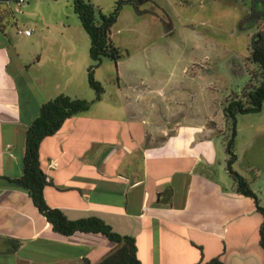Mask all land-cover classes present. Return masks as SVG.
Here are the masks:
<instances>
[{"label":"crops","instance_id":"crops-1","mask_svg":"<svg viewBox=\"0 0 264 264\" xmlns=\"http://www.w3.org/2000/svg\"><path fill=\"white\" fill-rule=\"evenodd\" d=\"M16 23L14 18V27L0 26V253L9 252L0 258L97 264L113 243L101 234L53 232L27 193L6 179L22 175L25 132L41 105L59 94L78 98L75 62L67 57L77 51L69 27L59 26L51 39ZM19 28L31 34L17 35ZM128 100L116 116L114 105H96L97 115L79 113L42 140L39 165L52 182L43 190L47 205L70 220L98 217L134 238L142 264H197L214 257L224 264H264L262 217L251 198L236 192L226 170V139L214 135L211 116L187 122L178 107L165 106V116L154 122ZM255 139L248 140V151ZM237 173L264 207L256 176Z\"/></svg>","mask_w":264,"mask_h":264},{"label":"rangeland","instance_id":"rangeland-1","mask_svg":"<svg viewBox=\"0 0 264 264\" xmlns=\"http://www.w3.org/2000/svg\"><path fill=\"white\" fill-rule=\"evenodd\" d=\"M124 1L128 3L122 5L110 28V39L120 51V63L115 65L104 58L95 69L94 78L104 90L103 101L94 102L82 113L97 115L104 105L110 104L115 106L116 116L118 106L130 99L147 110L151 121L160 122L165 106H173L178 107L179 118L183 115L187 122L210 115L214 135L227 139L229 131L222 127L221 120L223 107L231 100H242L245 89L260 79L249 56L252 40L264 25L242 28V18L249 13L252 0ZM90 2L103 14L111 13L116 4V0ZM13 9V3L10 7L0 3V26L14 27L11 23L15 18L18 26L26 24L35 34L42 31L51 39L59 33V26L69 27L68 37L77 46L76 53L67 56L75 62L76 94L92 101L95 94L88 86L86 74L91 64L89 38L73 12L72 0H30L12 13ZM159 90L163 98L158 97ZM136 94L140 95L135 97ZM174 98L178 106L174 100L170 103ZM96 105H100V110ZM236 120L234 153L238 162L233 169L248 177L256 176L264 204V107L261 113L238 115ZM253 136L256 139L248 151L246 145ZM1 243L13 249L7 239ZM6 250L0 254H8ZM0 264L25 263L16 257H5L0 258Z\"/></svg>","mask_w":264,"mask_h":264},{"label":"trees","instance_id":"trees-1","mask_svg":"<svg viewBox=\"0 0 264 264\" xmlns=\"http://www.w3.org/2000/svg\"><path fill=\"white\" fill-rule=\"evenodd\" d=\"M128 1L116 0L114 9L109 14H103L90 0H72L73 12L84 32L89 38L88 54L91 64L88 66L87 82L93 90L95 97L92 101L82 98H74L65 94H59L51 100L43 103L38 116L27 127L25 132V151L22 159V175L18 178L7 179L24 190L30 198L33 206L51 226L53 232L62 236H71L76 232L101 234L113 243L114 249L104 256L97 264H142L137 256V247L134 238L116 233L110 225L98 217L90 216L76 220L68 219L64 213L47 205L43 190L52 182L42 172L39 165V146L46 137L57 133L63 123L71 117L87 111L90 106L99 100L103 94L102 85L95 80L94 71L102 60L107 58L115 63L120 60V51L110 39V28L116 22L121 7ZM242 28H251L257 24L264 25V0H252L250 11L244 15ZM249 60L256 66L260 79L248 87L243 93L242 100L234 99L223 107V117L229 136L225 140V152L228 156L226 170L232 177L236 192L242 196L251 198L256 211L261 215L262 222L259 228V245L264 253V207L259 204L258 197L250 189L247 181L236 171L232 165L236 161L234 153L237 116L244 114L261 113L264 107V29L252 40ZM168 200V199H166ZM14 246V251L17 249ZM84 264H90L84 260ZM197 264H224L218 257L207 262L199 261Z\"/></svg>","mask_w":264,"mask_h":264},{"label":"built area","instance_id":"built-area-1","mask_svg":"<svg viewBox=\"0 0 264 264\" xmlns=\"http://www.w3.org/2000/svg\"><path fill=\"white\" fill-rule=\"evenodd\" d=\"M29 1L30 0H5L4 2L8 7L11 5V3H13L14 11H15V9L19 10L23 6L27 5ZM16 34L23 35V36H29L31 34V31L29 29L26 30V29L19 28L16 30Z\"/></svg>","mask_w":264,"mask_h":264}]
</instances>
